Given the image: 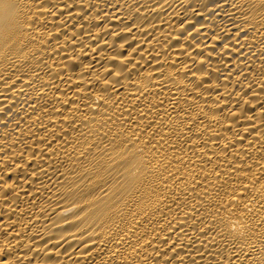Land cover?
<instances>
[{"label": "bare ground", "instance_id": "bare-ground-1", "mask_svg": "<svg viewBox=\"0 0 264 264\" xmlns=\"http://www.w3.org/2000/svg\"><path fill=\"white\" fill-rule=\"evenodd\" d=\"M0 264H264V0H0Z\"/></svg>", "mask_w": 264, "mask_h": 264}]
</instances>
